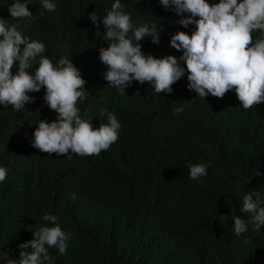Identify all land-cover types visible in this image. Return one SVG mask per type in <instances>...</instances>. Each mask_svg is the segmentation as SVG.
<instances>
[{"label":"trees","instance_id":"trees-1","mask_svg":"<svg viewBox=\"0 0 264 264\" xmlns=\"http://www.w3.org/2000/svg\"><path fill=\"white\" fill-rule=\"evenodd\" d=\"M11 2L0 0V18L16 23ZM112 2L56 0L54 12L39 0L27 5L35 19L24 34L42 41L49 58L68 56L81 70L88 96L81 110L97 128L106 123L100 110L114 111L122 127L108 150L68 159L31 146L39 119L56 118L43 88L29 93L34 101L19 112L0 106V166L7 169L0 251L17 259L19 244L51 213L72 233L65 254L49 249L53 264H264V227L257 233L249 225L239 237L233 232V216H248L239 210L243 196L253 189L264 196V103L244 110L234 91L204 100L187 89L186 76L172 94L134 82L121 96L102 77L98 49L108 42L96 38L89 19L93 11L106 15ZM121 2L134 22L151 21L161 31L159 43L140 42L145 53L182 54L171 47V35L190 34L193 26L177 23L180 17L159 0ZM181 105L184 111L174 115ZM190 163L209 164L207 176L190 179Z\"/></svg>","mask_w":264,"mask_h":264},{"label":"clouds","instance_id":"clouds-1","mask_svg":"<svg viewBox=\"0 0 264 264\" xmlns=\"http://www.w3.org/2000/svg\"><path fill=\"white\" fill-rule=\"evenodd\" d=\"M30 3L32 0H12L8 5L16 23L0 18V106H12L19 112L34 101L29 93L43 88V100L56 118L39 119L31 134V146L68 159L73 154L99 155L119 139L122 126L117 114L102 108L100 115L106 123L97 128L89 111L81 110L78 103L88 98L81 70L68 56L49 58L42 41L24 34L35 19L27 7ZM39 3L47 12L56 11V0ZM159 4L180 17L177 23L185 29L193 26L190 34L176 31L171 35L170 45L182 53L179 57L157 58L145 53L140 42L147 37L159 43L161 31L154 22H134L121 0H113L104 16L97 11L89 14L96 38L108 42L107 47L98 49L107 85L121 96L134 82H148L156 94H172V85L186 76L187 89L204 100L209 95L223 98L226 92L234 91L244 110L264 103V0H159ZM183 111L181 105L173 114ZM208 167L205 163L188 164L190 179L207 176ZM6 178L7 169L0 166V183ZM71 195L75 200L76 194ZM239 210L248 216H233L234 235L246 233L249 225L257 233L264 227V196L260 191L245 194ZM41 219L44 223L32 230L33 238L19 244V257L13 259L0 251V262L53 264L50 248L58 249L61 255L66 253L72 233L62 230L57 215L45 213Z\"/></svg>","mask_w":264,"mask_h":264}]
</instances>
